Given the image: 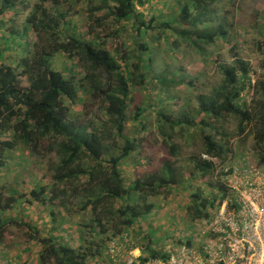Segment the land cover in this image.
<instances>
[{"label":"trees","instance_id":"trees-1","mask_svg":"<svg viewBox=\"0 0 264 264\" xmlns=\"http://www.w3.org/2000/svg\"><path fill=\"white\" fill-rule=\"evenodd\" d=\"M176 1L179 15L175 22L187 20L191 30H175L174 21L169 20L156 25L158 18L155 15L146 19L138 8L145 6L147 0H101L102 8L113 20V34L119 36L126 26L135 30L139 49L137 62L125 53L123 43L121 49L113 53L108 48L107 40L110 39H98L97 36L88 41L73 27L68 30L71 23L65 21L67 13L45 7L49 0H40L34 6L23 31L13 27L9 38H0L7 40L6 45L0 47V134L12 131L9 139L0 140V182L5 176V168L14 160L12 154L20 147L27 149L32 157L50 159L48 172L52 180L51 184L41 180L39 188L32 189L28 195L13 189L12 197H5L1 190L4 186L0 183V246L6 243L9 230L19 227L22 233V228L28 227L31 234L17 251L24 253L40 245L36 261L39 264L170 263L173 252L161 246L154 231H143L141 224L152 215L155 207L152 198L164 194L177 196L183 190L180 188L186 180L183 181L177 165L176 137L183 136L193 127L200 132L202 149L201 154L191 159L192 172L187 178L189 186L185 190L183 206L186 218L193 225L199 221L211 222L214 213L226 201L239 210L236 192L226 184L229 171L224 166H233L232 160L239 156L232 137L242 140L250 134L254 139L250 153L257 157V166L264 169V74L254 82L252 75L257 76V71L238 54L230 64L220 65L221 82L210 92L198 95L196 113L180 116L158 113L155 142L160 139V144L169 151V158L162 166L136 177L130 184L124 178L122 166L140 151L148 133L143 118L145 107H135L136 113L129 114V104L134 103V89H144L155 80L161 85L181 84L166 77L152 76L154 49L159 47L156 45L159 40L165 38L175 47L185 42L200 49V44L215 45L219 40L229 43L234 32L233 26L224 20L216 25L214 16L218 12L217 4L235 6L236 0ZM18 3L25 5L26 1L0 0V28L8 24L9 21H3L4 17L14 12ZM95 17V13L91 14V19L98 23L99 19ZM100 21L103 23L104 18ZM263 23L260 20L254 28L261 39H264ZM166 30H172L177 36L173 42L168 41ZM90 32L94 34L93 28ZM149 32L156 33V44L144 40ZM31 33L37 40L33 52H28L30 42L23 44L22 40L30 38ZM12 51H19L22 56L5 62V53ZM58 54L77 60L80 73L73 75L57 70L53 60ZM85 97L100 104V113L85 121L78 116L72 118V111L78 103L86 101ZM130 119L141 123L136 138L126 135ZM229 121L235 124V129L230 132L225 130ZM32 200L42 205L60 200L70 215L90 220L79 222L64 217L61 225L66 227L62 229L66 237H57L55 231L58 229L41 231L25 223L20 216L10 215L17 205L20 208ZM70 206L73 208L69 209ZM66 221L77 227L76 236ZM136 230H140L142 238L138 258L130 263L109 254L112 246L128 243L127 238L135 235ZM72 238L76 240L71 244ZM177 241L178 244L183 242L182 239ZM18 243L15 246L18 247ZM215 264L226 263L218 261Z\"/></svg>","mask_w":264,"mask_h":264},{"label":"rangeland","instance_id":"rangeland-1","mask_svg":"<svg viewBox=\"0 0 264 264\" xmlns=\"http://www.w3.org/2000/svg\"><path fill=\"white\" fill-rule=\"evenodd\" d=\"M26 4L16 6L14 12H9L3 21H9L7 25L0 28V38L10 37V29L15 27L23 31L26 25V19L31 14L34 6L40 0H25ZM101 0H49L45 7L50 9L58 8L67 13L65 21H69L75 32L88 41L93 39H110L107 40L108 48L117 53L121 49V44L126 47L125 53L133 57V62H137L138 42L135 39V30L126 26L120 35L113 34V20L109 17V12L102 8ZM111 4H113L110 1ZM218 12L214 16L216 25L219 21L224 20L233 26V35L229 38V43L221 40L215 45L200 44L199 48H193L191 45L183 42L180 47L170 45L165 38L159 40L156 44L154 32H149L145 37L148 43L158 45L154 49L155 61L152 65V76L155 78H167L177 83L176 86L169 84L161 85L159 81H154L144 89H134V103H130L129 114H135V107H145L143 118L148 126L146 141L137 153H134L122 166L124 178L130 184L136 177H141L145 172L158 169L169 157V151L157 140V121L158 113L165 112L173 116L182 114H194L197 109V97L200 93H208L221 82L220 65L230 64L235 55H240L249 61L253 69L257 71V76L252 75L254 82L264 74V39L254 30L255 25L264 22V0H236L235 6L228 3L216 5ZM178 5L176 0H147L143 7L138 11L143 12L146 19L150 16H157L156 25H161L165 21H174L172 26L175 30L189 29L191 26L187 20L176 21L178 18ZM95 13L94 22L91 14ZM104 18L103 23L101 19ZM264 24V23H263ZM93 28L94 34L90 30ZM136 28V27H135ZM72 32V30L70 31ZM168 41L173 42L177 36L172 30H166ZM36 36L30 34V38H24L25 42H30L26 51L33 52V44ZM7 40L0 39V47L6 45ZM234 49V50H233ZM32 53H29V55ZM19 51L5 53V62L10 59L17 60L21 57ZM27 56V54L25 55ZM54 67L57 70L65 71L73 75H78L81 71L80 64L77 60H70L64 54L55 56ZM71 76V75H70ZM86 101L78 103L72 111V118L79 117L85 121L91 117L95 118L100 113V104L90 97H85ZM250 99V98H249ZM86 105V108H84ZM149 109V111H148ZM91 118V119H93ZM235 129V124L229 121L225 125L228 132ZM141 131L140 121L127 123L126 135L132 138L139 136ZM11 130L0 134V140L9 139ZM141 134L140 136H143ZM176 144L179 147V158L177 165L183 178V190L179 195L164 194L159 198H152L154 210L149 219L141 225L143 231H154L161 246H165L166 251L173 252L172 258H178L177 264H214L223 259L227 264H259L260 252L264 250V169L257 165V157L250 153L253 147V137L249 134L245 139L239 140L232 137L233 147L238 158L233 159V164H226L225 170L229 171L226 177V184L229 189L233 188L239 196V201L244 205L242 213L235 210L232 203L224 205L219 209V215L214 218L212 223L199 221L194 225L186 218L184 206L185 190L189 186L187 178L192 172L191 159L201 154L202 140L200 132L195 128H190L183 136H177ZM24 147H20L12 154L14 160L5 168V176L1 180L4 188L1 189L5 197H12L13 189L17 192L28 195L32 189L39 188V182L51 184L48 166L49 158L32 157ZM53 157V156H51ZM233 168V169H231ZM231 169V170H230ZM225 171V172H226ZM218 174V173H217ZM216 174V177H217ZM221 175V174H218ZM194 188V187H192ZM144 207V204H142ZM258 207L260 210L252 208ZM73 208L72 206L69 209ZM56 213V216L53 213ZM218 213V212H217ZM11 216H20L25 223H30L39 230L58 229L57 237H66L61 225L62 219L71 217L77 221L89 222L88 217H77L70 215L69 210L61 205L60 200L54 204L42 205L32 200L29 204L26 202L16 211L10 212ZM216 213H214V216ZM235 215H238L235 218ZM66 225L71 224L66 221ZM74 236L76 226L70 227ZM12 228L6 236V243L0 246V259L3 258L2 264H39L37 261L41 246H34L30 251L18 252L22 248V241L27 242V235L31 234L28 227ZM140 230H136L135 235L131 234L127 238L126 244L112 246L109 254L115 258L127 259L131 263L141 255L140 241L142 240ZM24 234V236H22ZM34 234V233H32ZM137 235V236H136ZM178 239L183 242L178 244ZM76 239H70L71 244ZM191 241L188 245L187 242ZM19 242V246H15ZM249 247L253 252L249 253ZM4 246L6 247L4 249ZM25 247L27 244L25 243ZM132 248V249H131ZM7 250V251H6ZM4 256V257H3ZM7 258H6V257ZM179 256V257H177ZM10 263H6V260ZM95 262V261H94ZM93 264V263H92ZM149 264H166L162 262H152Z\"/></svg>","mask_w":264,"mask_h":264},{"label":"built area","instance_id":"built-area-1","mask_svg":"<svg viewBox=\"0 0 264 264\" xmlns=\"http://www.w3.org/2000/svg\"><path fill=\"white\" fill-rule=\"evenodd\" d=\"M205 158H207L206 156H204ZM210 160H213V159H210ZM214 162H216V163H218V161L217 160H213ZM231 190H233V191H235L233 188H231ZM236 192V191H235ZM236 197H237V203H238V208L240 209V211H239V214L240 213H242V211H243V204L239 201V196L237 195V192H236ZM229 204V202L228 201H226V202H224L223 204H222V206L220 207V209L224 206V205H228ZM252 208H255L257 211L258 210H260L258 207H256V206H253ZM236 210V209H235ZM220 211V210H219ZM219 211H218V213H216V215L214 216V218L216 217V216H218L219 215ZM238 217V215H235V218H237ZM214 218H213V220H214ZM212 220V221H213ZM212 221L211 222H209L208 221V223H212ZM249 243H248V251H249V253H251V252H253V250H251L250 249V247H249ZM260 262H259V264H264V250H262L261 252H260ZM177 257H179V256H177ZM179 261V259L178 258H172V260L170 261V263H168V264H177V262ZM219 261H224L223 259H221V260H219ZM218 262V261H217ZM225 262V261H224ZM216 263V262H215ZM214 263V264H215ZM226 263V262H225ZM227 264V263H226ZM251 264V263H250Z\"/></svg>","mask_w":264,"mask_h":264}]
</instances>
